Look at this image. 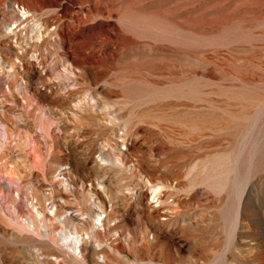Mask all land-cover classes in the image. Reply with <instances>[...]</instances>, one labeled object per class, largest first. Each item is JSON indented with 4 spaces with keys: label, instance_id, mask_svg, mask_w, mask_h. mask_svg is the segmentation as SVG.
<instances>
[{
    "label": "rangeland",
    "instance_id": "rangeland-1",
    "mask_svg": "<svg viewBox=\"0 0 264 264\" xmlns=\"http://www.w3.org/2000/svg\"><path fill=\"white\" fill-rule=\"evenodd\" d=\"M76 239L264 264V0H0V264Z\"/></svg>",
    "mask_w": 264,
    "mask_h": 264
},
{
    "label": "bare ground",
    "instance_id": "bare-ground-1",
    "mask_svg": "<svg viewBox=\"0 0 264 264\" xmlns=\"http://www.w3.org/2000/svg\"><path fill=\"white\" fill-rule=\"evenodd\" d=\"M25 12V11H24ZM28 12V11H27ZM26 13V12H25ZM26 16V15H25ZM84 101H86V99L84 100ZM87 102V101H86ZM85 102V103H86ZM81 103V102H80ZM93 107V106H92ZM89 108V107H88ZM34 144V143H33ZM34 146V145H33ZM33 152H34V150H33ZM32 152V153H33ZM36 153H37V151H36ZM31 156H32V154H31ZM32 159V163H36V160L35 159H33V157H31ZM31 164V163H30ZM37 164H38V162H37ZM36 164V165H37ZM36 193H37V191H36ZM33 197V196H32ZM35 198V197H34ZM104 199V198H103ZM105 202V201H104ZM38 212V211H37ZM36 214V213H35ZM40 214V213H39ZM166 215V214H165ZM35 216H37V215H35ZM179 216V215H178ZM38 217V216H37ZM171 217H173V216H171ZM165 218V217H164ZM167 218V217H166ZM165 218V219H166ZM174 218V217H173ZM178 218V217H177ZM164 219V220H165ZM168 219V218H167ZM180 219V218H179ZM69 220V219H68ZM194 220H196V219H194ZM41 221V220H40ZM196 221H198V220H196ZM33 222H34V220L33 219H31L30 218V222L29 223H31L32 225H33ZM60 222V221H59ZM63 223V222H62ZM61 223V224H62ZM187 223V222H186ZM24 224V223H23ZM74 223H72V225H73ZM205 224V223H204ZM25 225H27V224H25ZM180 225V224H179ZM200 225H202V224H200ZM30 226V225H29ZM75 226H76V224H75ZM74 226V229L76 228L77 229V227H75ZM102 226H104V224L102 225ZM204 226V225H203ZM27 227V226H26ZM120 227V226H119ZM195 227V226H194ZM91 228V227H90ZM114 228V227H113ZM33 229V228H32ZM115 229H117V228H115ZM63 230V229H62ZM92 230V229H91ZM94 230V229H93ZM206 230V229H205ZM64 231V230H63ZM89 231V230H88ZM213 231V230H212ZM33 232V231H32ZM55 232V231H54ZM62 232V231H61ZM80 232V231H79ZM105 232V231H104ZM45 233V232H44ZM58 233V232H57ZM64 233H67V231L66 232H64ZM81 233H82V231H81ZM81 233H80V235H81ZM100 233V232H99ZM84 234V233H83ZM139 234V233H138ZM56 235V234H55ZM54 235V236H55ZM69 235V234H68ZM93 235V234H92ZM101 235V234H100ZM133 235V234H132ZM47 236V235H46ZM48 236H50V235H48ZM66 236V235H65ZM70 236V235H69ZM78 236H79V234H78ZM102 237V236H101ZM143 237V236H142ZM53 238V237H52ZM76 238V237H75ZM93 238H94V236H93ZM92 238V239H93ZM133 238H134V235H133ZM145 238V237H144ZM60 238H58V240H59ZM63 239H64V237H63ZM62 239V240H63ZM70 239V238H69ZM72 239H74V238H72ZM80 239H81V237H80ZM83 239V238H82ZM90 240H91V238H89ZM136 239V238H135ZM153 239V238H152ZM50 240V239H49ZM67 240V239H66ZM134 240V239H133ZM144 240V239H143ZM51 241V240H50ZM53 241V240H52ZM135 241V240H134ZM139 241V240H138ZM59 242V241H58ZM65 242V241H64ZM69 242V241H68ZM96 242V241H95ZM133 242V241H132ZM142 242H144V241H142ZM56 243V242H55ZM62 243V242H61ZM146 243V242H145ZM145 243H144V245H141V246H147V244L145 245ZM49 244V243H48ZM48 244H46V245H48ZM102 243H100L99 245H101ZM141 244V243H140ZM50 245V244H49ZM134 245V244H133ZM42 246H44V245H42ZM62 247H63V244L61 245ZM66 246H68L72 251H76V250H78L79 252L78 253H80L81 254V251H83L84 250V252H85V255L83 256V259H84V264H93V262L95 263V260H94V256L95 255H97L98 256V254L100 253V252H96V250L95 251H93V250H89V248H86V247H83V246H79V242H78V240L76 239L72 244H69V245H66ZM135 246V245H134ZM140 246V245H139ZM159 246H161V245H159ZM255 246V245H254ZM258 246V245H257ZM112 247V246H111ZM44 248V247H43ZM65 248V247H64ZM67 248V247H66ZM65 248V249H66ZM142 248V247H141ZM253 248V247H252ZM98 249V248H97ZM161 249V248H160ZM46 250V249H45ZM67 250V249H66ZM116 250V249H115ZM138 250V249H137ZM139 250H141V249H139ZM165 250V249H164ZM190 250V249H189ZM252 250V249H251ZM142 251V250H141ZM159 251V250H158ZM166 251V250H165ZM253 251V250H252ZM45 252H47V251H45ZM114 253L113 254H115V251H113ZM117 253H118V251H116ZM143 252H145V251H143ZM156 252V251H155ZM160 252V251H159ZM169 252V251H168ZM193 251H191V253H192ZM76 252H74V254H75ZM162 253V252H161ZM190 253V252H189ZM202 253V252H201ZM207 253H209L208 252V250H207ZM206 253V254H207ZM254 253V252H253ZM46 254H48V253H46ZM156 254V253H155ZM164 254V253H163ZM210 254V253H209ZM256 254V253H255ZM45 255V254H44ZM72 255V254H71ZM77 256H78V254H76ZM100 255V254H99ZM164 255H166V254H164ZM163 255V256H164ZM254 255V254H253ZM257 255V254H256ZM48 256H50V255H48ZM76 256V257H77ZM101 256V255H100ZM114 256V255H113ZM145 256H146V254H145ZM159 256V255H158ZM161 256H162V254H161ZM162 256V257H163ZM168 256V255H167ZM225 256V255H224ZM74 258H75V256H73ZM82 257V256H81ZM80 257V258H81ZM170 257V256H169ZM209 257V256H208ZM207 257V258H208ZM113 258H115V257H113ZM172 258V257H171ZM204 258V257H203ZM225 258V257H224ZM227 258V257H226ZM256 258V257H255ZM50 259V258H49ZM52 259H54L53 257H52ZM71 259V258H70ZM76 259V258H75ZM104 259H106L105 258V256H104ZM134 259V258H133ZM157 259V258H156ZM228 259H230L229 257H228ZM251 259H253V258H251L250 257V260ZM48 260V259H47ZM80 260V259H79ZM100 260V259H99ZM102 260V259H101ZM135 260H137V258L135 259ZM150 260V259H149ZM160 260V259H159ZM194 260V259H193ZM54 261V260H53ZM113 261V260H112ZM155 261H157V260H155ZM154 261V262H155ZM161 261V260H160ZM159 261V262H160ZM163 261V260H162ZM205 261H206V259H205ZM217 261V260H216ZM46 262H48V261H46ZM50 262V261H49ZM52 262V261H51ZM75 262H76V260H75ZM98 262V261H97ZM102 262V261H101ZM151 262V261H150ZM159 262L157 263V264H159ZM164 262V261H163ZM187 262V261H186ZM220 262V261H219ZM255 262V261H254ZM54 263H55V261H54ZM77 263V262H76ZM105 263V262H104ZM152 263V262H151ZM156 263V262H155ZM190 263V262H189ZM228 263V262H227ZM257 262H255V264H256ZM47 264H49V263H47ZM192 264H193V262H192ZM214 264V263H213ZM218 264V263H217ZM225 264V263H224Z\"/></svg>",
    "mask_w": 264,
    "mask_h": 264
}]
</instances>
